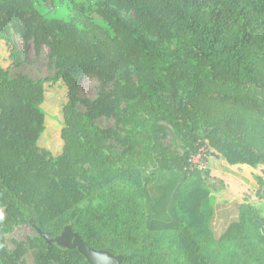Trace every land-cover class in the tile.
I'll return each instance as SVG.
<instances>
[{"label": "trees", "instance_id": "1", "mask_svg": "<svg viewBox=\"0 0 264 264\" xmlns=\"http://www.w3.org/2000/svg\"><path fill=\"white\" fill-rule=\"evenodd\" d=\"M118 8L133 11L137 23L123 19ZM4 15L24 38L51 46L67 87L76 90L89 76L102 86L87 114L72 102L65 106L64 151L50 161L36 148L45 129L43 82L13 79L0 67V202L17 216H33L43 232L66 220L87 245L124 256L123 264L144 254L147 240L132 228L137 219L129 223L111 210L80 207L86 193L79 180L98 191L129 181L142 194L138 168L158 165V143L154 154L149 149L132 160L115 152L107 132L94 123L102 116L147 130L169 124L185 143V165L206 147L229 164L264 167V0H0V32ZM112 84L114 93L108 90ZM209 176L225 186L212 195V208L240 203V221L218 244L264 245V227L254 221L250 205L254 194L233 176ZM132 199L123 193L114 205L126 214L135 209ZM8 228L0 221V264H20L4 245ZM177 236L188 264H212L183 222ZM39 242L38 264H90L78 249Z\"/></svg>", "mask_w": 264, "mask_h": 264}, {"label": "rangeland", "instance_id": "2", "mask_svg": "<svg viewBox=\"0 0 264 264\" xmlns=\"http://www.w3.org/2000/svg\"><path fill=\"white\" fill-rule=\"evenodd\" d=\"M47 5L51 6V3ZM117 10L123 19L137 23L133 11ZM3 21L4 26L0 32V67L13 79L25 76L29 81L43 82L45 129L36 148L44 159L54 161L62 155L65 147L62 138L65 106L72 102L79 112L87 114L89 105L94 107L98 103L102 92L101 82L89 76L78 89L67 87L61 79L62 67L51 46L39 45L34 36L24 38L6 15ZM147 32L150 37L158 39L153 32ZM133 79L140 85L138 77L134 76ZM108 90L114 93L116 85L112 84ZM122 108L127 109L128 106L123 103ZM94 123L107 132V144L115 152L125 155L126 159L132 160L149 149L153 152V146L158 143L155 147L158 165L149 162L146 167L138 168L144 190L142 194H138L129 181H117L103 188L104 191H98L90 188L86 181L79 180L86 193L81 208L111 210L114 215L129 223L135 219L139 221L132 228H136L145 237L147 248L132 264H188L186 251L177 236L179 222L191 230L194 239L201 245V253L212 264H264L263 244L255 243L242 249L236 242L218 244L230 226L240 221V217L237 218L240 214L239 201H235L239 208L230 219L226 216L227 203L216 204L213 208L210 206L212 195L223 191L225 186L219 179L210 177L209 173L218 171L227 174L224 171L229 164L226 158L207 148L209 152L205 168L190 171L186 169L185 162H181L186 157L185 143L169 124L160 122L149 130L134 128L131 121L113 115L97 118ZM147 135L150 139L145 138ZM182 164L183 167L179 168ZM230 165L237 167L236 173L244 182L240 181L254 194V199H250V205L255 210L253 219L264 227V167ZM123 193L132 195L131 206L135 208L126 214H123V207L114 205ZM0 221H5L9 226L3 235L7 251L17 256L20 264H38L37 256L42 252L39 239L42 237L35 227L34 217L17 216L11 206L0 202ZM68 226L74 227L70 221L54 222L47 234L54 239L61 236ZM77 234L80 236L79 232Z\"/></svg>", "mask_w": 264, "mask_h": 264}, {"label": "water", "instance_id": "3", "mask_svg": "<svg viewBox=\"0 0 264 264\" xmlns=\"http://www.w3.org/2000/svg\"><path fill=\"white\" fill-rule=\"evenodd\" d=\"M37 228V226L35 225ZM44 241L49 245H57L63 249H78L80 254L90 264H123L125 257L122 255H114L108 251L95 250L75 233L70 226L65 228L61 236L50 238V235L44 233L41 229L37 228Z\"/></svg>", "mask_w": 264, "mask_h": 264}, {"label": "built area", "instance_id": "4", "mask_svg": "<svg viewBox=\"0 0 264 264\" xmlns=\"http://www.w3.org/2000/svg\"><path fill=\"white\" fill-rule=\"evenodd\" d=\"M208 152L209 150L206 147H202L197 153H192L188 157L186 169H190V171H194L196 169H204L208 159Z\"/></svg>", "mask_w": 264, "mask_h": 264}, {"label": "crops", "instance_id": "5", "mask_svg": "<svg viewBox=\"0 0 264 264\" xmlns=\"http://www.w3.org/2000/svg\"><path fill=\"white\" fill-rule=\"evenodd\" d=\"M238 166V165H237ZM232 170H235L234 172H231ZM236 170H237V167L236 168H233L230 164H227V167H226V169L224 170L227 174H229L230 176H233V177H235L236 179H238V180H241V181H243V179H242V177L240 176V175H237V173H236ZM244 182V181H243ZM226 206H227V213H226V216H227V218L228 219H230V217L232 216V215H234V212L239 208V205H238V203H236L235 201H233V202H231V203H227V204H225ZM240 214L238 213V215H237V218H239L240 216H239Z\"/></svg>", "mask_w": 264, "mask_h": 264}]
</instances>
